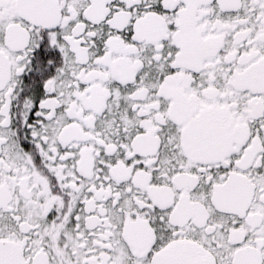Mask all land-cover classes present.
I'll return each instance as SVG.
<instances>
[{
    "label": "snow or ice",
    "instance_id": "6c2138e0",
    "mask_svg": "<svg viewBox=\"0 0 264 264\" xmlns=\"http://www.w3.org/2000/svg\"><path fill=\"white\" fill-rule=\"evenodd\" d=\"M0 264H264V0H0Z\"/></svg>",
    "mask_w": 264,
    "mask_h": 264
}]
</instances>
